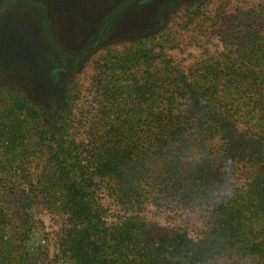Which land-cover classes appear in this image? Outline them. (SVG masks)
<instances>
[{"label":"trees","instance_id":"trees-1","mask_svg":"<svg viewBox=\"0 0 264 264\" xmlns=\"http://www.w3.org/2000/svg\"><path fill=\"white\" fill-rule=\"evenodd\" d=\"M254 36L239 42L241 54L203 61L188 74L155 66L146 38L123 55L108 51L97 80L102 115L88 121L91 150L69 137L70 84L54 116L18 92L5 95L0 264L50 261L47 251H29L38 205L58 224L54 261L264 264V39L251 48ZM249 113L258 118L252 134L238 126ZM242 133L260 144L208 150ZM34 145L40 150H29ZM147 206L173 211L179 223L156 226Z\"/></svg>","mask_w":264,"mask_h":264},{"label":"rangeland","instance_id":"rangeland-1","mask_svg":"<svg viewBox=\"0 0 264 264\" xmlns=\"http://www.w3.org/2000/svg\"><path fill=\"white\" fill-rule=\"evenodd\" d=\"M251 32H255L252 41L257 40L248 45L255 48L264 39V0H0V104L14 91L31 104L52 108L50 116H54L60 91L70 84L69 137L83 142L82 150H91L93 129L88 121L97 122L102 115L97 80L103 78L108 51L123 55L146 38L155 66L188 74L203 61L241 54L239 42ZM238 121L243 123L238 124L241 130L257 132V114ZM100 124L102 134L107 123ZM255 136H234L231 146L223 142L208 150H252L260 144ZM29 150L40 149L34 145ZM145 215L158 227L179 223L173 211L162 208L147 206ZM34 216L40 220L29 251H47L51 259L42 257L41 264H71L53 260L58 224L42 205L35 208ZM187 217L198 224L195 213Z\"/></svg>","mask_w":264,"mask_h":264},{"label":"water","instance_id":"water-1","mask_svg":"<svg viewBox=\"0 0 264 264\" xmlns=\"http://www.w3.org/2000/svg\"><path fill=\"white\" fill-rule=\"evenodd\" d=\"M105 27H106V26H104L103 30L105 29ZM103 30H102L101 34H100L96 39H94V40L90 43V45L88 46V48H87L86 50H84V51L81 53V55H83V54H84L89 48H91L92 45L94 44V42H95L98 38H100V36H101L102 33H103Z\"/></svg>","mask_w":264,"mask_h":264},{"label":"clouds","instance_id":"clouds-1","mask_svg":"<svg viewBox=\"0 0 264 264\" xmlns=\"http://www.w3.org/2000/svg\"><path fill=\"white\" fill-rule=\"evenodd\" d=\"M227 162H228L229 164H233V163L241 164V163H243V161H236V162H233V161H231V160H228Z\"/></svg>","mask_w":264,"mask_h":264}]
</instances>
